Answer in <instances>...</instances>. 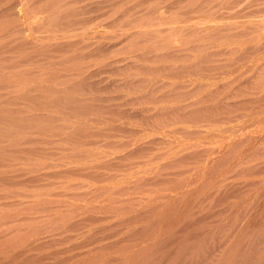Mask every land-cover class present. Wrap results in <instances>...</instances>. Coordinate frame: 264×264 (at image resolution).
<instances>
[{"label": "rangeland", "instance_id": "374dc122", "mask_svg": "<svg viewBox=\"0 0 264 264\" xmlns=\"http://www.w3.org/2000/svg\"><path fill=\"white\" fill-rule=\"evenodd\" d=\"M26 1L38 3L41 0H33V2L32 0H1L0 9H6V7H12L13 4L17 5ZM193 1L88 0L89 8L91 6L94 8L98 6L99 8V5L104 8L102 12H99L100 15L98 13L93 14L95 19L90 22V26H93L96 32L99 30L97 35L102 36L100 33H104L107 36V41L111 37V41L106 42L103 36L102 42L109 45L111 42L112 44L113 42L114 44L120 42L124 44L121 46L120 43L117 48H114L115 50L112 49L114 52L111 50L113 52L111 55L115 54L113 56L110 55V51L107 52L110 56L109 59L103 58L104 60H102L101 57L106 54L103 53L92 58L89 57L90 59L87 58L90 61L86 59L85 64L84 59H79L76 53L73 55L69 53V56L72 57H67L68 53L67 56L65 53L69 61L73 60L70 58L76 56L72 63L68 61L64 54L60 56L62 54H59V49H57L58 52L55 49L53 55L51 50L55 48H53L54 44L57 47V43H60L56 40L61 41L60 36H62L63 42H65L64 36L60 35L63 32H57L58 34L55 32V35L54 33L52 35L51 33L45 35L36 33L39 35L36 37L41 36L44 38L48 35L52 38V41L51 38H46L47 41H45L46 39L42 40L45 43L44 45L42 41V43L39 42L41 46L37 41H34L37 43L33 45V50L29 46L33 40H25L26 42L23 40L22 42L21 39L18 41L21 35L12 34L13 25H8L7 30L4 29L5 31L2 30L5 33L4 35L0 32V39L2 37L0 40V43H2L0 44V69L4 71L3 73L0 70V78L4 80L6 75L9 74L7 75L8 80L10 78V81L15 79L21 81L19 84H16V81L12 83L8 80L7 82L4 80L2 83L0 81V264H129L128 261L131 264H264V226L258 227L257 231H251L250 235H248L249 231L244 228L251 224L252 213L255 209L252 202L256 206L259 204V200L261 202L262 199L264 200L261 193L258 194L260 197L257 195L259 200L255 198L258 202L250 200L254 189L256 190L259 186L263 174L258 173L259 170H252L250 173L244 168L247 172L242 171L244 173L243 180L239 176L241 172L238 174V171H234L238 174L235 175L234 169L231 170L230 166H233L231 165L232 162L229 161L231 160L230 157L223 158L224 161L221 160L222 158L221 161L215 159L217 152L213 144L216 140L213 138L216 137L214 133H217L219 129H217L219 119L215 117L216 110H214L217 102L214 92L217 90V86L211 89L212 92L209 91L211 95L206 94L205 91H202L205 92L204 95L199 91L198 94L202 96L201 98H199L200 95H198V98H192L189 95V92L196 91L194 88L198 87L200 82L192 83L188 82V79L197 78H194L195 74L200 77V73L203 74V65H200L201 62H199V59L201 61L199 51L193 50V52L192 49L190 51L188 49L196 46L197 43V45L204 44L206 47L202 46L206 50L208 49L207 52H210L209 49L212 48L213 50L217 41H221L217 39H221V36H218V29H213L208 32L211 36L205 34L206 38L212 39L217 35L214 37L217 40L214 38L212 40L205 39L204 43L200 42L201 44L197 40L191 42L192 44L190 43L189 46L184 45L186 40H190L186 37L188 35L186 29L193 25L191 16L197 13L196 10L199 9L198 7L201 4L210 3L213 7L212 12L220 14V17L217 14V20L224 18L219 23L225 22L226 27L229 23V27H233L235 30L239 28L238 30L241 29L240 31L244 33L246 29L243 31L242 29L248 28L247 25H249L247 22H243L246 17L241 13H234L233 16L232 12L238 10V6L242 3L245 6L242 5V9H244L247 3L254 4L255 2L254 0L252 2L238 0V5L237 0H234L235 2L231 0L227 5L228 7H225V13L224 9L221 10L222 8L215 10L220 7V3H223L222 0H212V3L211 0H206V2L205 0H195L194 3L198 4L200 2L197 8L195 7L196 4H191ZM260 3L262 2L260 1ZM262 6L257 7L262 9ZM257 7H254V9ZM229 8H234V10L231 12ZM193 11L194 13H192ZM221 14H223L222 17ZM225 14L227 15L225 16ZM171 19H174V21L172 22ZM3 20L5 19L0 18V21ZM234 21L240 23V26L239 24L235 26L236 22L233 23ZM244 23L246 24L242 26ZM180 24L181 26H179ZM224 24H222V29H224ZM152 28L155 30L153 31ZM107 29L110 31H107ZM159 30H163L162 33H154ZM175 33L178 36L175 35L176 40L178 38L176 47L171 48L172 45L170 44L168 47V43L163 39ZM57 35H60L59 38H53ZM155 35L161 39H156ZM11 37L13 39L15 37L17 42L13 41ZM78 39L76 38V40ZM127 39L132 42L129 41L127 44L125 42ZM162 40L167 44H163ZM206 40H208L207 43ZM20 42H22V45L26 43L24 45L29 46L30 52L24 49L25 46L20 45ZM49 43H52V45ZM212 45L214 46L212 47ZM34 46H38L37 51L34 50ZM158 46H160V49ZM41 47L48 48L42 50ZM49 47H51V50ZM186 48L187 50H185ZM216 49L215 47L214 51L217 53L218 50ZM23 50H25V53L22 52ZM62 50L60 52H65ZM13 52H16L20 57ZM21 52L25 55L29 54V56L22 55ZM50 53L55 57L52 58ZM143 53L145 62H140L141 60L137 56L144 61V56L141 58ZM212 53L216 54L213 51ZM45 54L50 55L51 58H49L50 56H44ZM146 54H149V56L146 57ZM214 54L211 55L216 59L217 55ZM194 55L198 60L195 58L193 60L192 56L194 57ZM28 57H34L35 59L30 58V60ZM133 57L134 59L136 57L139 61L137 64L136 59L134 60L136 66L135 63H133L134 65L131 63L133 60L131 62L127 60ZM2 58L3 61H1ZM56 58L60 59L58 60L60 64H58L59 67L55 66L53 70L59 68L58 70L63 69L64 71V68L79 64L78 66L81 65L87 69L93 66L92 69H88V73H92L95 70L96 72L99 69L102 70V67H107L110 62L120 63L116 61L118 59L119 61L126 60V63L123 64H126L125 67L127 66L126 68H129V70L121 62L120 65L118 64L119 66L114 65L118 71L122 67L124 68L123 71L127 70L125 72L121 70L123 72L122 75L120 74L121 76H118L120 71L116 72L115 68H110L109 76H105L108 72L104 73L102 77L99 76V78L105 77L108 79H106V84H109L112 89L110 91L109 87L104 89L105 85L103 91L92 89L87 85H84L86 87L82 85L84 87L82 89L81 82H77L79 80L74 82L68 80L69 83L72 82V85H66L67 82L65 86L62 84V87L61 83L65 79L60 78L61 80L57 83L52 82V79L55 78L54 75L47 79L49 81L45 80L50 84H46L47 82L38 83L43 78L42 74H46L44 78L50 76L48 74L53 71V65H56L57 62L52 60L53 63H46L51 59L56 60ZM4 59H8L7 63L9 64ZM36 60H44L46 63L39 62L38 66L35 65ZM81 61L83 62L80 63ZM97 61L102 62V67ZM14 63H19L16 64V68ZM63 63L68 64V67L65 65V67L60 68L61 65H64ZM103 63L106 65H103ZM29 64L32 67L35 66V68H32ZM43 65L45 66L42 67ZM17 66L18 69H24L23 73L30 75L33 81L26 78L25 75L24 78H19L15 74L18 70ZM36 68L42 73H35L38 76V78L35 76V79L33 73L38 72ZM132 68L134 69L132 70ZM12 71L15 73L13 74ZM189 71H195V74H191ZM17 72L20 75L23 74L19 70ZM66 73L61 71V77ZM12 74L22 80H19L16 76L14 79ZM130 75L132 76L130 77ZM8 76L10 77L8 78ZM187 76H191V78ZM59 77L56 76V80H59ZM128 77L129 80L127 81ZM44 78L41 81H44ZM115 78L118 79L117 82ZM123 79L128 83L130 79L132 83L139 82L138 84L135 82L134 88L130 82V89L127 84L128 90L127 87L124 90ZM34 80L37 83H33ZM29 83L32 85L30 86ZM53 83H56L55 86L52 85ZM77 83H80V85ZM20 84L22 87H20ZM17 85H19L22 92ZM61 87L63 90L60 89ZM51 89L53 90L51 91ZM58 90H62V92L60 93ZM205 95H209L208 98ZM210 96H213L215 100L213 97L211 99ZM209 99H211L210 102ZM231 101L229 99L227 102L231 103ZM209 103H213L211 105L213 108ZM202 104L204 108L207 107L205 109L209 108L212 114H215L210 115L209 109L204 111L206 115L203 114ZM114 107L115 109H113ZM133 108L136 112H139L137 114L136 112L135 114L132 113V111L134 112ZM118 109L120 113L122 112V115L120 113H118L119 115L116 114ZM123 112L125 113L123 114ZM142 118H145V120L147 118V122ZM206 123L210 128L207 127ZM203 130L205 131L202 132ZM201 133L204 135H200ZM61 140L64 142H60ZM153 141L157 143V146L152 144ZM146 147L153 149L147 150ZM140 150L142 153L139 152ZM218 160L221 163L217 164ZM230 162L231 164H229ZM36 165L39 166L36 168ZM202 169L206 170L202 171ZM197 171L202 172L197 173ZM246 173L250 174L247 176ZM245 174L248 182L250 179L255 180H251L253 184L251 181L250 184L247 181L245 182ZM201 175L204 176V179L201 178ZM207 175L209 176L207 177ZM253 175L255 178L252 177ZM239 180L242 181V186H240L244 189L238 188ZM201 181L203 182L201 183ZM249 185L252 187L251 189H249ZM181 190L184 193H181ZM244 190L249 191L247 193ZM189 191L191 192L189 193ZM74 212H77V214ZM14 223L17 226L14 227ZM243 238L244 240H242ZM236 241H238V246L235 245Z\"/></svg>", "mask_w": 264, "mask_h": 264}, {"label": "bare ground", "instance_id": "6f19581e", "mask_svg": "<svg viewBox=\"0 0 264 264\" xmlns=\"http://www.w3.org/2000/svg\"><path fill=\"white\" fill-rule=\"evenodd\" d=\"M6 1V0H5ZM30 1V0H29ZM192 1V0H191ZM195 1V0H194ZM194 1H193V3L191 2V4H193V5H197V6H195L196 8L198 7V5H200V2H198V4L197 3H194ZM197 1V0H196ZM202 1H204V0H202ZM221 1V0H220ZM231 0H222V2L223 3H220L219 5H220V7L219 8H214L215 10H219V9H221V10H223L224 12H225V7H228L227 5H228V3L230 2ZM234 1V0H233ZM232 1V2H233ZM236 1V0H235ZM234 1V2H235ZM246 1H249V2H252L253 0H246ZM260 1L262 2V3H260ZM16 2V1H15ZM32 2H33V0H32ZM38 2V1H37ZM205 2H206V0H205ZM240 2V1H239ZM254 4H252V3H247V5H249L248 7H247V5H246V8H244V9H242L243 8V6H244V4L242 3V5H240V6H238L239 4H238V0H237V4L235 3V5H237L239 8H240V10H239V8H237L238 10H235V11H233L232 12V10H234V8H229L230 9V11L233 13V16H234V13H241V14H244V16L246 17L245 19H246V21H245V19H243V18H241V19H243L244 21L243 22H247V24H249V25H247V27L248 28H244V29H242V31L243 30H245L246 29V31L244 32V33H242L240 30H238V29H236L235 30V28H233V27H229L230 25H229V23H228V27H226L225 26V22H223V20H224V18H220L219 19V21L221 20V19H223L222 20V22L223 23H219V21L217 20L218 18V15L217 14H219V13H215V12H212V9H213V7H212V5H210V3L209 4H201L200 5V7H198L199 9L198 10H196V12L197 13H199V14H197V13H195L194 14V16H191L192 18H193V20H191V22L193 23V25L191 26L190 25V27H188V29H186V30H188V35H186V37L188 38V39H190V40H186V43L184 44V45H186V46H189V44L192 42H196L197 40V42H205L204 40L205 39H211V38H206V35L205 34H209L210 35V33H208V32H211V30H213V29H218L217 30V32L219 31V34L217 33V32H215V33H217L218 34V36L220 35L221 36V39L220 38H217L218 40H221L220 42H218L217 41V44L215 45V47L217 48L216 50H218L217 51V53H216V51H214L215 50V47H214V49L212 50V48L211 49H209L210 50V52H207V50H206V48H204L202 45H204V44H201V45H197V43H196V46H192L191 48H189L188 50L190 51V49H192V51L194 50H198L199 51V55H200V57H201V61H200V59H199V62H201L200 63V65L202 64L203 66H202V68H203V74L202 73H200V77L198 76V74H195V71L194 72H191V71H189V72H191V74L192 73H194L195 74V76H194V78L195 77H197V78H195V79H188V82H192V83H194V82H200L199 83V86L196 88H194L195 90V92H193V93H190L189 91H187V92H189V95H190V97H192V98H198V95H200V94H198V93H200V92H202V91H205V92H207L206 94H208L209 93V95H211L210 94V90L213 88V87H215V86H217V90L216 91H218L217 92V96H216V91L214 92V94H215V98L217 97V99H216V105H215V109L214 110H216L215 111V117H218V119H219V127H217V131H215V132H217V133H214V135L216 134V137L215 138H213V139H215L216 140V142H214V146H215V149H216V158L215 159H221L222 161H224L223 160V158H228V157H230L231 158V160H229V161H231L232 162V164H231V162L229 163V164H231L233 167H231L230 165V168H232L231 170H233V172L235 171V172H237L238 174H239V172H241V175H239V176H241L242 178H243V180H244V173L242 172L243 170H245L244 168H246V170L247 171H251L252 172V170H259L258 171V173L260 172L261 174H263V177L260 179V176H259V179H260V182H259V186L257 187V189L255 190L254 189V191H253V195H252V197H251V201H254V200H256L257 201V199L259 200V198H258V196L260 197V195H258V194H262L263 195V197H264V0H254ZM103 3V2H102ZM110 3V2H109ZM211 3H212V0H211ZM215 3V5H216V1L214 2ZM0 4H1V0H0ZM15 4H13V6L12 7H10L9 5V7H6V9L5 8H3V9H0V18H3V19H5V20H3V21H0V32H2L3 34L2 35H4L5 33L2 31V30H4L5 28H6V30H7V27H8V25H13V29H12V34H20L21 36V38H18V41H20L21 39V41L23 42V40H24V42H26L25 40H28V41H31V40H33V42H31V44H30V42H29V46H30V48H31V50H33V45H36V43L38 42V44H40V43H42L43 41L42 40H45L46 38H48V39H50L51 37H48V35L46 36V37H36V36H39L40 35V33L42 34H46V33H51V35L54 33V35L57 33V32H63L62 34L60 33V35H63L64 36V38H65V42H63V37L62 36H60L61 38V41H58V40H56L57 42H60V43H57V47H56V45L54 44V46H53V48L54 49H52L51 50V47H49L50 48V50L51 51H53V55H54V51H56L57 49H59L60 51H61V49H63L65 52H60L59 50H57V52L59 51V54H62V55H60V56H63V54H64V56H65V53H66V56H67V53H68V56L67 57H72V56H69V53H71L70 55H73V54H77L78 56V58L79 59H81V60H83L84 59V64H85V61H87V60H89L90 58L89 57H93V56H98V55H102L103 53H106L105 55H103V57H101L102 58V60H104V59H106V58H110V56H109V53H107V52H111V50L113 49V50H115L114 48H117L119 45H120V43H115L114 44V42H113V44H112V42H111V44L109 45V44H107V43H104V42H102V37L104 36V38L106 39L105 41L106 42H110L111 41V37L109 38V36H108V41H107V36L104 34V33H100V35H102V36H99V35H97V34H99V30L96 32L95 31V29H94V27L93 26H90V22L92 21V20H94L95 18H94V16H93V14H95V13H98L99 14V12H102L103 10H104V8L103 7H101L100 5H99V8H98V6L96 7V8H94V7H92L91 6V8H89V4H88V0H41V1H39L38 3H31V2H20V4H17V5H15ZM221 5H222V7H221ZM231 5H232V3H231ZM230 5V6H231ZM261 5H263L262 6V9L261 8H259L258 9V7L259 6H261ZM4 6V5H3ZM6 6V5H5ZM192 6V5H191ZM258 6V7H257ZM236 7V6H235ZM245 7V6H244ZM254 7H257V8H255L254 9ZM251 9V10H250ZM158 10V9H157ZM214 10V11H215ZM14 11H15V13H14ZM115 11V10H114ZM195 11V10H194ZM194 11L192 12V13H194ZM229 11V12H230ZM13 12V13H12ZM107 12V11H106ZM113 12V11H112ZM116 13V12H115ZM226 13V12H225ZM224 14V13H223ZM223 14H221V17H222V15ZM228 14V13H227ZM227 14H225V16L227 15ZM241 14H238V15H241ZM100 15V14H99ZM197 15V16H196ZM217 15V16H216ZM237 15V16H238ZM225 16H223V17H225ZM229 16V15H228ZM227 16V17H228ZM242 16V15H241ZM99 17V16H98ZM114 17V16H113ZM125 17V16H124ZM127 17V16H126ZM128 17H129V15H128ZM219 17H220V14H219ZM166 18V17H165ZM191 18V19H192ZM226 18V17H225ZM228 18H230V17H228ZM190 19V18H189ZM231 19V18H230ZM229 19V20H230ZM235 19V18H234ZM176 20V19H175ZM182 20V19H181ZM226 20V19H225ZM239 20V19H238ZM248 20V21H247ZM99 21V20H98ZM168 21H169V18H168ZM171 21L173 22L174 21V19H171ZM180 21V20H179ZM217 21V22H216ZM97 22V21H96ZM170 22V21H169ZM236 22V23H235ZM240 22V21H239ZM99 23V22H98ZM101 23V22H100ZM171 23V22H170ZM177 23V22H176ZM233 23H235V26H237L238 24H239V26H240V23H238L237 21H234ZM173 24V23H172ZM222 24H224L223 25V27H224V29H222ZM237 24V25H236ZM246 23H244V24H242V26H244ZM112 25V24H111ZM151 26V25H150ZM179 26H181V24L179 25ZM189 26V25H188ZM114 27V26H113ZM177 27V26H176ZM95 28H99V27H95ZM133 28V27H132ZM174 28H175V23H174ZM220 28V29H219ZM121 29V28H120ZM180 29V28H179ZM8 30H9V28H8ZM109 29H107V31H108ZM152 30L154 31L155 29H153L152 28ZM164 30V29H163ZM162 30V31H163ZM237 30H238V32H237ZM5 31V30H4ZM106 31V30H105ZM106 31V32H107ZM110 31V30H109ZM162 31H155L154 33L156 34V33H162ZM169 31V30H168ZM6 32H8V31H6ZM56 32V33H55ZM10 33V32H9ZM36 33H39V35H37ZM116 33V32H115ZM118 33V32H117ZM164 33H167V32H164ZM58 34V33H57ZM104 34V35H103ZM110 34V33H109ZM108 34V35H109ZM153 34V33H152ZM51 35H49V36H51ZM160 35V34H159ZM162 35V34H161ZM175 35H176V33L173 35V34H170V35H168V36H164L165 38L163 39V40H165L167 43H168V47L170 46V45H172L171 46V48H173V47H176V42L178 41V38H177V40H176V37H175ZM205 35V36H204ZM216 35V34H215ZM18 36V35H17ZM59 36L57 35V36H54L53 38H59ZM99 36V37H98ZM177 36V35H176ZM211 36V35H210ZM217 36V35H216ZM216 36H214V37H216ZM19 37V36H18ZM74 37H76L78 40H76V38L74 39ZM131 37V36H130ZM151 37V36H150ZM155 37H157L156 39H159L158 38V36H156L155 35ZM160 37H162V36H160ZM178 37V36H177ZM209 37V36H208ZM214 37H212V39L214 38ZM4 38V37H3ZM12 39H13V37H11ZM10 38V39H11ZM149 38V37H148ZM154 38V37H153ZM186 38V39H187ZM1 39H2V37H1ZM0 39V40H1ZM16 39H17V37H16ZM70 39H72V40H70ZM130 39V38H129ZM133 39V38H132ZM138 39V38H137ZM161 39V38H160ZM159 39V40H160ZM180 39V38H179ZM211 39V40H212ZM214 39H216V38H214ZM216 39V40H217ZM51 41H52V38L50 39ZM49 40V41H50ZM66 40H68V41H66ZM94 40H96V41H94ZM110 40V41H109ZM136 40V39H135ZM155 40V39H154ZM159 40H157V41H159ZM163 40H162V42H163ZM185 40V39H184ZM13 41H16L17 42V40H15V37H14V39H13ZM34 41H37V42H34ZM42 41V42H41ZM45 41H47V39L45 40ZM54 41V40H53ZM119 41V40H118ZM132 42L131 40H125V42L127 43V42ZM165 41L163 42V44L165 43ZM207 41L208 40H206V43H207ZM22 42H20L19 44L20 45H22ZM40 42V43H39ZM63 42V43H62ZM154 42V41H153ZM183 42V41H182ZM185 42V41H184ZM155 43V42H154ZM167 43H165V44H167ZM191 43V44H192ZM211 43V42H210ZM216 43V42H215ZM214 43V44H215ZM0 44H2V43H0ZM11 44V43H10ZM13 44V43H12ZM16 44H18V43H16ZM18 44V45H19ZM24 44H26V43H24ZM23 44V45H24ZM45 43L43 42V45H44ZM47 44V43H46ZM49 44H51L52 45V43H49ZM60 44V45H59ZM122 45L121 46H123V44L124 43H121ZM128 44V43H127ZM126 44V45H127ZM134 44V43H133ZM137 44V43H136ZM149 44V43H148ZM160 44V43H159ZM162 44V45H163ZM170 44V45H169ZM175 44V45H174ZM14 45H15V43H14ZM22 45V46H23ZM42 45V46H43ZM50 45V46H51ZM157 45V44H156ZM179 45V44H178ZM4 46V45H3ZM25 47H24V49H27L28 51H29V46H27V45H24ZM27 46V47H26ZM39 46V45H38ZM38 46L36 47V46H34L35 48H34V50H36V49H38ZM40 46H41V44H40ZM47 46H49V45H47ZM130 47H131V45H129ZM160 46H161V44H160ZM160 46H158V48L160 47ZM165 46V45H164ZM205 46V45H204ZM208 46L209 47H211L210 46V44H208ZM214 45H212V47H213ZM14 47V46H13ZM16 47H17V45H16ZM15 47V48H16ZM61 49H60V48ZM125 47V46H124ZM135 47H136V45H135ZM206 47V46H205ZM4 49H5V47H3ZM20 48H22L21 46H20ZM29 48V49H28ZM41 48H43V47H41ZM44 48H48V47H44ZM42 49V50H45V49ZM65 48V49H64ZM137 48V47H136ZM157 48V47H156ZM208 48V47H207ZM1 49V48H0ZM56 49V50H55ZM123 49V48H122ZM141 49V48H140ZM160 49V48H159ZM175 49V48H174ZM15 50H17V49H15ZM15 50H13V51H15ZM62 50V51H63ZM112 50V51H113ZM127 50V49H126ZM142 50V49H141ZM156 50V49H155ZM164 50V49H163ZM185 50H187V48L185 49ZM213 52H215L216 54H214V53H212V51ZM20 51H21V49H20ZM37 51V50H36ZM35 51V52H36ZM47 51V50H46ZM147 51V50H146ZM180 51V50H179ZM192 51H191V53H192ZM193 51V52H194ZM198 51H196L197 53H198ZM7 52V51H6ZM12 52V51H11ZM22 52H24L25 53V50H23ZM21 52V53H22ZM30 52V51H29ZM48 52H50V51H48ZM114 52V51H113ZM113 52H111L110 53V55L113 53ZM120 52H121V50H120ZM123 52V51H122ZM140 52V51H139ZM144 52V51H143ZM155 52V51H154ZM173 52H174V50H173ZM178 52V51H177ZM195 52V54L197 55V53ZM13 53H15V55H18V54H16V52H13ZM46 53V52H45ZM52 53V52H51ZM50 53V54H51ZM79 53V54H78ZM142 53V52H141ZM164 53V52H163ZM176 53V52H175ZM179 53V52H178ZM214 54V55H217V57H216V59H214V57L211 55V54ZM1 54V53H0ZM43 54V53H42ZM48 54V53H47ZM58 54V53H57ZM107 54H108V56H107ZM140 54V53H139ZM149 54H151V53H149ZM149 54H146V57H147V55L149 56ZM155 54V53H154ZM183 54V53H182ZM188 54V53H187ZM194 54V53H193ZM9 55V54H8ZM22 55H25V54H23L22 53ZM29 56V54H26L25 56ZM36 55V54H35ZM113 55H115V54H113ZM113 55H111V56H113ZM142 56H141V58L144 56V53L143 54H141ZM151 55H153V54H151ZM156 55V54H155ZM168 55V54H167ZM172 55H173V53H172ZM33 56V55H32ZM44 56H50V55H44ZM51 56H52V54H51ZM51 56L49 57V58H51ZM65 56V57H66ZM105 56V57H104ZM137 56V55H136ZM140 56V55H139ZM158 56V55H157ZM162 56V55H161ZM184 56H185V54H184ZM18 57H20V55H18ZM35 57V56H34ZM34 57H30V58H34ZM55 56H52V58H54ZM57 58H58V56H56ZM66 57V58H67ZM132 57V56H131ZM155 57V56H154ZM212 57H213V59H212ZM7 58V57H6ZM14 58H15V56H14ZM29 58V57H28ZM29 58V59H30ZM37 58V57H36ZM41 58H42V56H41ZM56 58V60H54V59H49L50 61H48L47 63H46V61H44L45 60V57H44V60L43 61H40V60H42V59H40V60H36L35 62V65H38L39 66V62L41 63H43V64H48V63H53L52 62V60L53 61H55V62H57V64L56 65H53L54 66V68H52V70L53 69H55V66L56 67H59L58 66V64H60L59 62H58V60H60V59H57ZM66 58H64V60H66ZM76 58V56L75 57H73V58H70V59H73L72 61H69V58H67L68 59V61L69 62H74V59ZM87 58H89V59H87ZM94 58H96V57H94ZM104 58V59H103ZM137 58L139 59V60H141L140 62H145V56L143 57L144 58V61H142V59H140V57H138L137 56ZM162 58V57H161ZM165 58V57H164ZM180 58V57H179ZM188 58V57H187ZM191 58V57H190ZM189 58V59H190ZM192 58H193V60H198L197 59V57L194 55V57L192 56ZM195 58V59H194ZM11 59H12V56H11ZM24 59V58H23ZM28 59V60H29ZM35 59V58H34ZM39 59V58H38ZM87 59V60H86ZM98 59V58H97ZM118 59V58H117ZM135 59H136V57H135ZM134 59V57L131 59H127L128 61L130 60V62L133 60V62H131L132 64L133 63H135V66H136V62H137V64H138V60L136 59L135 60ZM176 59V58H175ZM188 59V60H189ZM5 60V59H4ZM7 60L8 59H6L5 61H6V63H7ZM18 60V59H17ZM31 60V59H30ZM95 61H96V59H94ZM100 60V59H99ZM101 60V61H102ZM113 60V59H112ZM116 60V59H115ZM136 62H135V61ZM191 61H193L192 59H190ZM189 60V61H190ZM1 61H3V58H2V60ZM20 61V60H19ZM77 61V60H76ZM79 61V60H78ZM90 61V60H89ZM114 61V60H113ZM112 61V62H113ZM117 62H122V64L123 63H126L125 61H119V59L118 60H116ZM116 61H114V62H116ZM146 61H148V60H146ZM164 61V60H163ZM190 61V62H191ZM10 62V61H9ZM16 62V61H15ZM30 62H32V61H30ZM37 62H38V64H37ZM61 62V61H60ZM83 61H81L80 63H82ZM98 63H99V65H101V67H102V62H99V61H97ZM97 62H95V63H97ZM108 62H110V60H108ZM170 62V61H169ZM196 62V61H195ZM22 63V62H21ZM29 63V62H28ZM62 63V62H61ZM76 63H78V62H76ZM101 63V64H100ZM106 63V62H105ZM105 63H103V65H106ZM111 63V62H110ZM108 63L107 64V67L105 66L104 68L102 67V70L101 69H99V71H97L96 72V70L94 71V72H90V73H88L89 72V70L90 69H92L91 67H93V66H91L90 67V69L88 70L87 68H83L81 65V67L80 66H72V67H68V64H66V63H63L64 65H61V67L60 68H62V67H65V65H66V67H68V68H64L65 70V72H67L65 75H63L62 77H61V74H60V72L62 71L63 73H65L64 71H63V69H61V71L60 70H58L59 68H57L56 70H53V71H51L48 75H50L49 77H47V78H44V77H46V74H45V71H44V74L45 75H43L42 74V76H43V78H44V81H41V80H43V78H41V80H40V82H38V83H40L41 84V82H47V81H49V80H47V79H50V77L52 76V75H54V80L52 79V82H58V81H60L61 79L60 78H62V79H65L62 83H61V85L63 84L64 86H65V83H67L68 82V80H73L72 82H74L75 80H79V81H77V82H81V87H82V85L84 86V85H87L88 87H91L92 89H97L98 91H100V90H102L103 89V86H104V89H106V88H108L109 87V84H106V82H107V78H105V77H103V78H99V76H103L104 75V73H109V71H111V69L110 68H112V69H114L115 68V66L114 65H120V63ZM192 63V62H191ZM190 63V64H191ZM2 64V63H1ZM3 64H5V63H3ZM7 64H9V63H7ZM13 64V63H12ZM15 64V63H14ZM17 64V63H16ZM16 64H15V68H16ZM19 64V63H18ZM17 64V65H18ZM55 64V63H54ZM128 64V63H127ZM132 64H128V65H132ZM196 64H197V62H196ZM199 64V63H198ZM11 65V64H10ZM29 65H31V64H29ZM28 65V66H29ZM72 65V64H71ZM83 65V64H82ZM97 65V64H96ZM118 65V66H119ZM124 65V67H125V65L126 64H123ZM134 65V64H133ZM140 65H142V64H140ZM166 65H167V63H166ZM175 65V64H174ZM4 66V65H3ZM13 66V65H12ZM24 66H25V64H24ZM45 65H43L42 67H44ZM51 65L49 64V67H50ZM69 66H70V64H69ZM84 66V65H83ZM112 66H114V67H112ZM135 66H134V68H135ZM139 66V65H138ZM137 66V67H138ZM144 66V65H143ZM147 66V65H146ZM185 67H186V65H184ZM188 66V65H187ZM193 66V69H194V64L192 65ZM5 67V66H4ZM14 67V66H13ZM19 67H20V65H19ZM31 67H32V65H31ZM34 68H35V66H33ZM32 67V68H33ZM100 67V66H99ZM127 67V66H126ZM125 67V68H126ZM130 67V66H129ZM133 67V66H132ZM136 67V69H138ZM184 67V68H185ZM188 67H190V66H188ZM2 68V67H1ZM6 68V67H5ZM7 68H9V67H7ZM27 68V67H26ZM47 68H48V65H47ZM117 68V67H116ZM115 68V70H117ZM118 68H120V67H118ZM134 68H132V70L134 69ZM155 68V67H154ZM178 68V67H177ZM196 68H199V67H196ZM10 69H11V67H10ZM17 69H18V66H17ZM16 69V70H17ZM36 69H38V68H36ZM35 69V70H36ZM41 69V68H40ZM122 69H124L123 67H122ZM121 68L119 69V71H120V73H119V75L118 76H121L122 74H123V72H125V70L127 69H125L124 71L122 70ZM165 69V68H164ZM188 69V68H187ZM191 69H192V67H191ZM191 69H189V70H191ZM193 69H192V71H193ZM0 70H2L3 71V69H0ZM14 70V69H13ZM20 72H22L23 73V71H24V69L23 70H21V68H19L18 69ZM17 70V71H18ZM25 70H27V69H25ZM31 70V69H30ZM123 72H122V71ZM127 70H129V68L127 69ZM126 70V71H127ZM131 70V69H130ZM179 70V69H178ZM6 71V70H5ZM16 71V73L15 72H13V74L15 73V74H17L18 75V77L19 78H24L25 76H26V78H28L29 80H32V77L30 76V75H28V74H26L25 75V73H23V74H21L20 75V73L18 74V72ZM118 70L116 71V72H119ZM143 71V70H142ZM165 71V70H164ZM175 71V70H174ZM32 72V71H31ZM39 72H41L39 69H38V72H34L33 74H41V73H39ZM48 72V71H47ZM115 72V71H114ZM122 72V73H121ZM202 72V71H201ZM3 73H4V71H3ZM2 73V74H3ZM6 73V72H5ZM106 74L105 76H109L110 75V73L109 74ZM143 73V72H142ZM7 74V73H6ZM12 74V76H14V79H15V76L16 75H13ZM34 75V77L33 78H35V76H37V75ZM121 74V75H120ZM141 74V73H140ZM185 74V73H184ZM189 74V73H188ZM7 75H9V74H7ZM7 75H6V77H5V79L4 80H6L5 82H7ZM10 75H11V73H10ZM20 75V76H19ZM25 75V76H24ZM28 75V76H27ZM59 75H60V77H59ZM197 75V76H196ZM40 77H41V75H39ZM56 76H58L59 78V80H56L57 78H56ZM132 75H130V77H131ZM185 76V75H184ZM1 77V76H0ZM4 77V76H3ZM10 76H8V78H9ZM17 77V76H16ZM17 77V78H18ZM30 77H31V79H30ZM117 77V76H116ZM188 77V76H187ZM186 77V78H187ZM190 78H191V76H189ZM188 77V78H189ZM13 78V77H12ZM18 78V79H19ZM36 78H38V76L36 77ZM35 78V79H36ZM96 78V79H95ZM99 78V79H98ZM105 78V79H104ZM114 78V77H113ZM122 78V77H121ZM153 78V77H152ZM3 78H0V81H1V83H2V81H4V80H2ZM28 79H23V80H25V81H29ZM66 79H67V81H66ZM95 79V80H94ZM107 79V80H106ZM111 79H112V77H111ZM135 79V78H134ZM133 79V81H135ZM168 79V78H167ZM19 80H22V79H19ZM45 80H47V81H45ZM113 80V79H112ZM111 80V81H112ZM115 80H116V82H117V80L118 79H116L115 78ZM125 80H126V77H125ZM129 80V77H128V79H127V81ZM187 80V79H186ZM14 81H16V84H19L21 81H18V80H11L10 81V78H9V80H8V82H14ZM18 81V82H17ZM33 81V80H32ZM35 81V80H34ZM66 81V82H65ZM123 81H124V79H123ZM123 81H120V82H123ZM154 81H155V79H154ZM51 82V81H50ZM51 82V83H52ZM72 82H68L66 85H68V84H71ZM119 82V83H120ZM130 82H131V79H130ZM129 82V83H130ZM137 84H138V82L137 81H135ZM135 82H131V84H133V85H131L133 88L135 87ZM153 82V81H152ZM180 82V81H179ZM182 82H183V80H182ZM187 82V81H186ZM0 83V84H1ZM10 83V84H11ZM23 83H25V82H23ZM27 83V82H26ZM33 83H37L36 81L35 82H33ZM55 83V84H56ZM112 83H115V82H112ZM111 83V84H112ZM128 82H123V85H125V86H123L124 87V90H125V87H127V86H129V89H130V84H129ZM30 84V86L32 85L31 83H29ZM46 84H50V83H46ZM55 84L53 83L52 85H54L55 86ZM75 85H76V83H74ZM78 85H80V83H77ZM128 84V85H127ZM136 84V85H137ZM140 84V83H139ZM148 84V83H147ZM147 84H145V85H147ZM33 85H35V84H33ZM43 85V84H42ZM60 85V84H59ZM58 85V86H59ZM63 85H62V87H63ZM72 85V84H71ZM77 85V86H78ZM114 85V84H113ZM116 85V84H115ZM127 85V86H126ZM198 85V84H197ZM15 86V85H14ZM24 86V85H23ZM120 86H122L121 84H120ZM150 86V85H149ZM187 86V85H186ZM190 86H191V84H190ZM194 86V85H193ZM9 87V86H8ZM12 87V86H11ZM17 87L20 89V87H22L21 86V84H20V87H19V85H17ZM28 87V86H27ZM62 87L60 88V89H62ZM84 87H86V86H84ZM84 87H82V89L84 88ZM118 87V86H117ZM116 87V89H118ZM122 87V88H123ZM131 87V88H132ZM138 87V86H137ZM188 87V86H187ZM16 88V87H15ZM25 88V87H24ZM24 88L22 89L23 91H24ZM36 88V87H35ZM52 88V87H51ZM59 88V87H58ZM78 88V87H77ZM110 88V87H109ZM112 88H114L113 86H112ZM132 88V89H133ZM140 88V87H139ZM156 88V87H155ZM191 88V87H190ZM216 88V87H215ZM18 89V90H19ZM86 89V88H85ZM89 89V88H88ZM87 89V90H88ZM127 90H128V87L126 88ZM186 89H188V88H186ZM214 89V88H213ZM53 89H51V91H52ZM63 90V89H62ZM62 90H58L60 93L62 92ZM96 90V91H97ZM110 90H112L111 88L109 89V91ZM137 90H138V88H137ZM140 90H142V89H140ZM20 91H21V89H20ZM34 91V90H33ZM67 91V90H66ZM103 91V90H102ZM114 91V90H113ZM118 91V90H117ZM191 91V90H190ZM200 91V92H199ZM213 90H211V92H212ZM22 92V91H21ZM30 92V94H31V90L29 91ZM28 92V93H29ZM37 92V91H36ZM41 92V91H40ZM58 92V93H59ZM83 92V91H82ZM85 92H87V91H85ZM187 92H186V94H187ZM192 92V91H191ZM204 92V93H205ZM6 93V92H5ZM24 93V92H23ZM64 93V92H63ZM72 93V92H71ZM90 93V92H89ZM141 93V92H140ZM150 93H152V92H150ZM203 93V92H202ZM204 93H203V95H204ZM30 94H28V95H30ZM37 94V93H36ZM55 94V93H54ZM57 94V93H56ZM81 94V93H80ZM128 94V93H127ZM130 94V93H129ZM213 94V95H214ZM22 95V94H21ZM24 95V94H23ZM50 95V94H49ZM73 95V94H72ZM131 95V94H130ZM143 95V94H142ZM189 95H188V97H189ZM209 95H205V97H207L208 98V96ZM38 96H40V95H38ZM74 96V95H73ZM86 96V95H85ZM169 96V95H168ZM184 96V95H183ZM42 97V96H41ZM144 97V96H143ZM147 97V96H146ZM202 96L200 95L199 96V98H201ZM204 97V96H203ZM211 97V96H210ZM213 97V96H212ZM212 97H211V99H212ZM213 97V98H214ZM7 98H8V95H7ZM171 98V97H170ZM215 98H214V100H215ZM141 99V98H140ZM191 99V98H190ZM205 99V98H204ZM211 99H209V102H210V100ZM229 99H231L232 101H231V103H229V102H227ZM197 100V99H196ZM202 100H203V98H202ZM208 100V99H207ZM200 101V100H199ZM213 101V100H212ZM139 102V101H138ZM204 102V101H203ZM202 103V102H201ZM207 103V102H206ZM163 104V103H162ZM134 105V104H133ZM205 105V104H204ZM209 105L211 106V105H213V103L211 104V103H209ZM137 106H138V103H137ZM118 107V106H117ZM202 107L204 108V106H203V104H202ZM209 107V106H208ZM212 107V106H211ZM123 108V107H122ZM205 108H207V107H205ZM203 109L202 110V113L203 114H205L206 115V113L204 112V111H206V110H208V109ZM213 108V107H212ZM113 109H115V107L113 108ZM120 109V108H119ZM118 109V111L116 112V114L117 115H119L118 113H120V110ZM134 109V112L132 111V113H134L135 114V108H133ZM136 109H138V108H136ZM129 110V109H128ZM142 110H143V108H142ZM186 110V109H185ZM115 112V111H114ZM137 112H139V111H137ZM137 112H136V114H137ZM165 112V111H164ZM183 112V111H182ZM211 111H210V109H209V114L211 115L212 114V112L210 113ZM122 113V112H121ZM120 113V115H122ZM125 112H123V114H124ZM129 113V112H128ZM128 113H126V114H128ZM176 113V112H175ZM115 114V113H114ZM130 114H131V111H130ZM133 114V115H134ZM140 114V113H139ZM208 114V113H207ZM214 114H212V116L214 115ZM142 115H143V113L141 114V117H142ZM180 115V114H179ZM190 115V114H189ZM198 115V114H197ZM124 116V115H123ZM139 116V115H138ZM145 116V115H144ZM143 116V117H144ZM147 116H148V114H147ZM168 116V115H167ZM134 117V116H133ZM146 117V116H145ZM132 118V117H131ZM148 118V117H147ZM147 118H146V120H147ZM169 118V117H168ZM204 118H205V116H204ZM154 119V118H153ZM135 120V119H134ZM142 120H145V118H142ZM145 120V122H147ZM150 120V119H149ZM217 120V119H216ZM212 121V120H211ZM149 122V121H148ZM163 122V121H162ZM217 122V123H218ZM214 123V122H213ZM147 124V123H146ZM196 124H198V123H196ZM203 124V123H202ZM202 124H200L201 125V127H203L202 126ZM211 124V123H210ZM148 125V124H147ZM204 125V124H203ZM206 125H207V123H206ZM194 127V126H193ZM200 127V126H199ZM200 127V128H201ZM207 127H208V125H207ZM206 127V128H207ZM156 128V127H155ZM204 128H205V125H204ZM208 128H210V126L208 127ZM216 129V128H215ZM128 131V130H127ZM187 131V130H186ZM205 130H203L202 132H204ZM213 131V130H212ZM196 133V132H195ZM198 133V132H197ZM56 134H57V132H56ZM200 135H204V134H200ZM58 136H61V135H58ZM57 136V137H58ZM200 137V136H199ZM119 138V137H118ZM202 139V138H201ZM119 140V139H118ZM204 140V139H203ZM211 140H212V138H211ZM63 140H61L60 142H62ZM107 141V140H106ZM113 141H115V140H113ZM155 141V140H154ZM152 142V144L153 145H156L157 146V143L156 142ZM201 141V140H200ZM64 142V141H63ZM109 142V141H108ZM158 142V141H157ZM199 142V141H198ZM66 143V142H65ZM203 143V142H202ZM216 143V144H215ZM111 144V143H110ZM205 144H207V143H205ZM209 144H210V142H209ZM208 144V145H209ZM153 147V146H152ZM155 147V146H154ZM211 147H212V145H211ZM147 148V150L149 149H153V148H148V147H146ZM145 148V149H146ZM213 150H214V148H212ZM142 150V149H141ZM141 150L139 151L140 153H142L141 152ZM144 151H146V150H144ZM137 152V151H136ZM204 152V151H203ZM208 153V152H207ZM214 153V152H213ZM49 154V153H48ZM230 154H231V156H230ZM50 155V154H49ZM48 155V156H49ZM199 155V154H198ZM229 155V156H228ZM139 156V155H138ZM200 156V155H199ZM46 157V156H45ZM213 157H214V155H213ZM126 158V157H125ZM128 159V158H127ZM130 159V158H129ZM199 159V158H198ZM5 160V159H4ZM120 160V159H119ZM122 160H124V159H122ZM121 160V161H122ZM126 160V159H125ZM124 160V161H125ZM204 160V159H203ZM218 160V163L217 164H219V162L221 161H219ZM111 161V160H110ZM128 161V160H127ZM226 161H227V159H226ZM2 162V161H1ZM45 162V161H44ZM197 162V161H196ZM213 162V161H212ZM217 162V161H216ZM201 163V162H200ZM204 163V162H203ZM206 163V162H205ZM221 163V162H220ZM226 163V162H225ZM225 163H223V164H225ZM227 163H228V161H227ZM50 164V163H49ZM52 164V163H51ZM108 164V163H107ZM114 164V163H113ZM213 164V163H212ZM214 164H215V162H214ZM201 165V164H200ZM222 165V164H221ZM37 166H39V165H36V168H37ZM122 166H124V165H122ZM212 166V165H211ZM214 166V165H213ZM215 166H216V164H215ZM218 166V165H217ZM228 166V165H227ZM41 167V166H40ZM197 167V166H196ZM207 167V166H206ZM226 167V166H225ZM56 168V167H55ZM111 168V167H110ZM198 168V167H197ZM200 168V167H199ZM201 168H202V166H201ZM204 168V167H203ZM213 168V167H212ZM221 168V167H220ZM230 168H229V170H230ZM123 169V168H122ZM121 169V170H122ZM217 169H218V167H217ZM226 169H227V167H226ZM91 170V169H90ZM115 170V169H114ZM120 170V169H119ZM127 170V169H126ZM206 170V169H205ZM205 170H203L202 169V171H205ZM209 170H210V168H209ZM215 170V169H214ZM244 171V172H247V171ZM202 171H199L200 173L202 172ZM213 171V170H212ZM222 171V170H221ZM228 171V170H227ZM194 172H196V171H194ZM198 171H197V173H199ZM219 172V171H218ZM226 172V171H225ZM233 172H232V174H233ZM234 172V174L235 175H238L237 173H235ZM250 172V173H251ZM78 173V172H77ZM80 173V172H79ZM90 173V172H89ZM97 173V172H96ZM123 173V172H122ZM203 173H205V172H203ZM202 173V174H203ZM250 173H248V174H250ZM95 174V173H94ZM207 174V173H206ZM210 174V173H209ZM247 174V173H246ZM246 174H245V176H246ZM248 174H247V176H248ZM253 174H255V173H253ZM44 175V174H43ZM77 175V174H76ZM211 175V174H210ZM220 175H221V173H220ZM223 175V174H222ZM256 176H257V174H255ZM79 176V175H78ZM209 175H207V177H208ZM238 176V177H239ZM247 176H246V180H245V182L248 180V178H247ZM250 176V175H249ZM50 177V176H49ZM77 177V176H76ZM206 177V178H207ZM241 177H239L240 179H242ZM252 177H254L255 178V176L253 175ZM251 177V178H252ZM44 178V177H43ZM47 178V177H46ZM201 178H203L204 179V176L202 177V175H201ZM257 178V177H256ZM48 179V178H47ZM46 179V180H47ZM78 179V178H77ZM211 179V178H210ZM213 179V178H212ZM252 179H250V181H251ZM77 181V180H76ZM194 181V180H193ZM198 181V180H197ZM197 181H195V182H197ZM207 181H208V178H207ZM249 181V182H250ZM252 181H255V180H252ZM252 181H251V183H252ZM45 182V181H44ZM43 182V183H44ZM194 182V183H195ZM203 181H201V183H202ZM248 182V181H247ZM248 182V184H250ZM257 182V181H256ZM255 182V183H256ZM190 183V182H189ZM239 183L240 184H238L239 186H238V188H241V189H244V188H242L241 186H242V181L241 180H239ZM246 184V183H245ZM253 184V183H252ZM193 185V184H192ZM197 185V184H196ZM241 185V186H240ZM246 186V185H245ZM187 187V186H186ZM199 187V186H198ZM247 187H248V185H247ZM249 189H251L252 187L249 185ZM255 187V186H254ZM189 188V187H188ZM188 188H187V190H188ZM196 188V187H195ZM256 188V187H255ZM185 189V188H184ZM193 189V188H192ZM186 190V191H187ZM190 190V189H189ZM233 191V190H232ZM239 191H241V190H239ZM244 191H246V190H244ZM248 191L249 190H247L246 192L248 193ZM183 191L181 190V193H182ZM191 191H189V193H190ZM238 192V191H237ZM236 192V193H237ZM243 192V191H242ZM246 192H243L244 194H246ZM176 193H178V192H176ZM184 193V192H183ZM195 193H196V191H195ZM200 193V192H199ZM240 193V192H239ZM186 194V193H185ZM249 194H250V192H249ZM180 195V194H179ZM181 195H183V194H181ZM187 195H188V193H187ZM186 195V196H187ZM196 195V194H195ZM248 195V194H247ZM258 195V196H257ZM184 196V195H183ZM185 196V197H186ZM189 196V195H188ZM255 198H257V199H255ZM260 199H262V198H260ZM256 201H255V203H256ZM186 202V201H185ZM258 202V201H257ZM68 203V202H67ZM259 204H257L256 206H255V204L252 202V205L255 207V209H254V211H253V213H252V215H253V217H252V219H251V224H250V226H248V227H244V228H246V230H248L249 231V234L248 235H250V232L252 231V232H254V231H257V229H258V227L260 228V226L261 225H263L264 226V200L262 199V202L259 200V202H258ZM61 204H62V202H61ZM65 204V203H64ZM72 204V203H71ZM74 206V205H73ZM253 207V208H254ZM243 208V207H242ZM252 208V209H253ZM71 209V208H70ZM69 209V210H70ZM72 210V209H71ZM73 211V210H72ZM168 211V210H167ZM56 212V211H55ZM57 213V212H56ZM74 213H76L77 214V212H74ZM170 213H171V211H170ZM59 214V213H58ZM64 214H66V213H64ZM63 214V215H64ZM60 215V214H59ZM62 215V216H63ZM180 216V215H179ZM64 217V216H63ZM168 217V216H167ZM171 217V216H170ZM178 218V217H177ZM185 218V217H184ZM68 219V218H67ZM173 219V218H172ZM171 219V220H172ZM176 219V218H175ZM63 220V219H62ZM167 220H169V219H167ZM175 221H177V220H175ZM167 222H170V221H167ZM172 223V222H171ZM176 223V222H175ZM15 224V223H14ZM173 224V223H172ZM166 225V224H165ZM171 225V224H170ZM15 226H17L16 224L14 225V227ZM174 227V226H173ZM262 227V226H261ZM170 228V227H169ZM7 230V229H6ZM5 230V231H6ZM163 230V229H162ZM245 230V231H246ZM165 231H166V229H165ZM165 231H163V232H165ZM244 231V232H245ZM248 231H247V233H248ZM264 231V230H263ZM168 232H169V230H168ZM262 233V232H261ZM169 234V233H168ZM244 234V233H243ZM252 234V233H251ZM255 234V233H254ZM258 234V233H257ZM163 235V234H162ZM259 236V235H258ZM154 237V236H153ZM242 237V236H241ZM247 237V236H246ZM245 237V238H246ZM262 237V236H261ZM152 238V237H151ZM158 238V237H157ZM263 238V237H262ZM240 239V238H239ZM242 240H244V238L242 239ZM261 240V239H260ZM237 243L235 244V245H237L238 246V241H236ZM153 243V242H152ZM240 244V243H239ZM147 246V245H146ZM236 247V246H235ZM149 251V250H148ZM143 252V251H142ZM142 252H141V254H142ZM230 252V251H229ZM139 253V252H138ZM136 254H137V252H136ZM230 254V253H229ZM139 257H141L140 255H138ZM137 256V257H138ZM133 258H134V256H132ZM132 259V258H131ZM259 259V258H258ZM130 260V259H129ZM134 260V259H133ZM135 261V260H134ZM129 262V264H131V262L130 261H128ZM222 262V261H221ZM220 262V263H221ZM230 262V261H229ZM257 262V261H256ZM228 264H231V263H228Z\"/></svg>", "mask_w": 264, "mask_h": 264}]
</instances>
